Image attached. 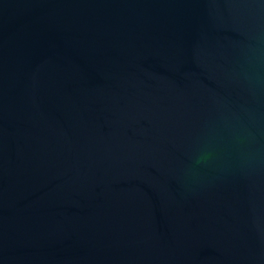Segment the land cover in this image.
I'll list each match as a JSON object with an SVG mask.
<instances>
[{
	"label": "water",
	"instance_id": "1",
	"mask_svg": "<svg viewBox=\"0 0 264 264\" xmlns=\"http://www.w3.org/2000/svg\"><path fill=\"white\" fill-rule=\"evenodd\" d=\"M0 264H264V0H0Z\"/></svg>",
	"mask_w": 264,
	"mask_h": 264
}]
</instances>
